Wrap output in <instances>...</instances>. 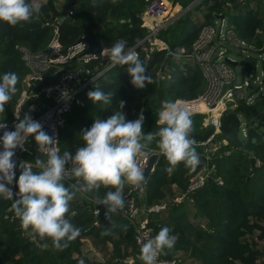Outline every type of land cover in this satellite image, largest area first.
I'll return each mask as SVG.
<instances>
[{
    "label": "trees",
    "instance_id": "obj_1",
    "mask_svg": "<svg viewBox=\"0 0 264 264\" xmlns=\"http://www.w3.org/2000/svg\"><path fill=\"white\" fill-rule=\"evenodd\" d=\"M61 1L72 11L70 20L62 22L58 27L63 47L77 42L83 36L85 26L88 38L98 40L106 50L120 39H125L128 47H134L148 34L141 27L140 15L149 0ZM172 1L173 5L181 4L185 9L194 0ZM28 2L40 5V14L31 23L11 27L0 22V76L11 71L20 78L17 84L19 91L6 105L4 122L12 120L22 90V80L27 74L16 46L27 47L34 53L42 51L52 34V28L45 24L65 14L63 9L56 6V0ZM259 4L264 5L262 0H201L197 7L205 6V12L200 21L194 20L189 14L193 9L174 20L157 35V40L165 44L167 49L155 50L145 60L142 48H139V59L153 82L142 90L136 89L131 84L127 66H115L99 76L81 95L84 106L73 107L67 114L65 126L59 133L61 151L75 154L83 146V130L89 129L95 119H107L119 111V101L125 102L122 111L126 120H133L138 110L143 108L144 133L157 132L159 126L156 121L163 101L191 100L205 87L201 72L189 61L188 56L191 44L202 26L213 23L219 15L224 16L241 38L259 47L264 34V13L257 11ZM109 55L96 63L104 66L110 62ZM162 65L164 69L160 72ZM159 72L161 78L157 79ZM53 80L50 74H45L42 84ZM95 89L111 92V102L104 104L89 100L87 93ZM158 92L162 97L160 107ZM263 114L264 100L252 106L239 103L236 109L222 115L221 135L238 132L240 119L253 125ZM203 117H192L191 136L197 143L204 142L213 132L211 127L202 126ZM221 135L217 139H222ZM25 147L23 161L34 163L35 158L40 156L34 138H29ZM149 147L159 151L156 141ZM195 147L200 165L194 172L183 163L173 172H167L168 162L159 154L144 188L135 195L137 203L145 211L153 206L166 205L163 210L146 215L155 234L161 228L168 227L170 234L177 236L175 246L165 250V257L173 259L180 255L196 264H264V136L252 152L239 149L232 143L221 149L231 151L229 156L214 161L216 176L221 178L222 184L211 181L202 189L189 194L188 199L181 203L168 201L170 187L175 186L178 196L184 194L188 179L204 164L203 148ZM252 157L260 162L259 167L251 165ZM19 174L18 168L17 178ZM12 187L16 190L15 184ZM127 189L128 185L125 184L124 193ZM108 190L101 187L98 193L76 192L67 218L81 229V233L63 250L53 247L50 240L46 241L48 247L43 248L41 244L45 241H40L38 237L34 241L24 237L20 220L12 218V201L0 197V264H80L81 261L83 264H129L125 260L128 257L127 250L135 247L133 227L118 214H112L110 220L106 219V209L94 214V197L98 195L103 198ZM72 212H75L74 216ZM106 231L110 234L102 235ZM95 252L99 255H95ZM132 264L142 263L135 261Z\"/></svg>",
    "mask_w": 264,
    "mask_h": 264
},
{
    "label": "clouds",
    "instance_id": "obj_2",
    "mask_svg": "<svg viewBox=\"0 0 264 264\" xmlns=\"http://www.w3.org/2000/svg\"><path fill=\"white\" fill-rule=\"evenodd\" d=\"M39 14L37 3L0 0V22L11 27L31 23ZM107 51L110 54L108 67L127 66L131 84L136 89L142 90L153 82L135 49L128 47L125 39L117 40ZM19 79L18 74L11 71L0 76V130H3L0 135V197L12 201L10 211L20 220L25 232L45 241L41 244L43 248L48 247L46 241L50 240L53 247L63 250L79 237L81 229L67 218L76 192L98 193L101 187L109 189L103 198L94 197L98 205L106 207L105 218L108 220L112 214L123 210L125 184L139 188L145 181L143 165L149 158V146L153 141L157 142L160 153L168 162L167 172H173L181 163L193 172L200 165L197 142L191 136L192 113L179 99L163 101L156 121L159 130L148 134L143 131V110L137 119L126 120L122 111L125 102L119 101V111L107 119H95L89 129L83 130V146L74 155L69 151L61 153L56 137L46 132L30 113H25L23 118L15 113L18 122L14 130L9 131L4 122L5 110L19 91ZM62 96L68 98V92L63 91ZM87 96L93 103L109 104L112 100L111 92L100 89L90 90ZM29 138H34L38 152L46 159L37 156L34 163L21 161L18 164L14 159L16 150H24ZM17 167L20 169L18 178ZM73 177L76 183L66 186L65 181ZM170 231L163 227L154 238L141 242L143 264H156L157 258L166 254V249L175 246L177 236L171 235ZM108 234L109 231L102 233Z\"/></svg>",
    "mask_w": 264,
    "mask_h": 264
},
{
    "label": "built area",
    "instance_id": "obj_3",
    "mask_svg": "<svg viewBox=\"0 0 264 264\" xmlns=\"http://www.w3.org/2000/svg\"><path fill=\"white\" fill-rule=\"evenodd\" d=\"M262 2L264 4V0ZM171 5L172 2L168 0H149L140 15L142 20L141 27L145 28L148 34L132 48L135 49L138 56L140 54L139 48H142L145 60H148L150 54L155 50L167 49L165 44L157 40V35L172 23L171 21H166L172 7ZM71 15L72 11L68 9L64 15L54 20V22L45 24L52 28V34L42 51L34 53L27 47L16 46L21 61L27 68V74L22 80V90L15 104L12 120L5 122L9 131L14 130V125L18 122L15 113H19L21 118H23L25 113H30L34 120L39 121L43 125L46 132L56 137L58 147L59 133L65 126L67 114L73 107H83L84 103L81 95L99 76L114 68L108 67L110 62L104 66H101V63H96L109 54L104 48L99 55H89L85 53L87 46L82 42L77 41L67 47L61 45L58 27L62 22L69 21ZM262 38L264 46L263 35ZM263 46L258 48L241 38L227 19L220 15L215 18L213 23L202 26L197 37L192 42L188 56L201 72L205 87L195 98L181 101L192 113V117L203 115L202 126L204 128L211 127L213 132L204 142L196 143L195 146L203 148L204 164L188 179L185 193L176 196L172 201L173 203H181L188 199V195L202 189L207 184L208 179L222 184L221 178L216 176L217 167L214 161L229 156L231 151H221L223 147L227 146L228 142L224 138L217 139V136L221 135L220 119L227 111L236 109L239 103L252 106L257 101L264 100V81L261 80V78H264V54H259L264 52ZM233 51H239L241 55L245 56L240 57V61H237L230 56ZM168 52L169 54L171 53L170 51ZM252 53L257 54L261 64L262 70L259 72V76L250 75V78L242 80L241 84L236 83L235 68L228 64L227 60L234 62L243 61L245 66L239 67L246 69L248 72H256L257 64H251L248 61L253 58L251 57ZM45 74H50L54 80L48 84H42ZM160 78L159 72L157 73V79ZM225 86L227 88L223 91ZM63 91L68 92V98L62 96ZM219 103L222 108L218 116L213 117L210 112ZM141 110L143 108L138 110L133 120L139 117ZM257 122L249 125L246 121L240 119L238 132L240 131L246 139L247 128L255 126ZM2 134L3 130H0V135ZM25 146L26 143L24 150H16L14 159L18 164L23 161L22 154L25 152ZM0 151H2V145H0ZM154 153L161 154L160 151L151 150L149 157ZM38 154L42 159H46L41 153L38 152ZM147 161L143 167L146 166ZM254 164L256 167L260 166L259 161H255ZM66 167H70V165ZM18 168L16 169V174ZM75 180L73 177L66 180L65 183L68 185L74 184ZM136 189V187L128 185V189L124 193L125 207L117 213L125 218L134 230L133 239L137 251V259L127 257L125 262L129 264L135 261L143 264L140 260L141 242H146L157 235L154 233L153 227L150 226L146 216L147 213L158 212L166 207L165 204H162L161 206L150 207L145 211L136 201L135 195L139 194L136 193ZM78 193L81 194L80 192ZM93 206L95 215H97V210L100 212V210L106 209L105 206L98 205L95 201H93ZM12 218H16L15 215ZM23 236L29 237V240L34 241V238L30 237L25 230L23 231ZM95 255L98 256L99 254L95 252ZM156 264H182V260L178 256L168 259L165 254H162L157 258Z\"/></svg>",
    "mask_w": 264,
    "mask_h": 264
},
{
    "label": "water",
    "instance_id": "obj_4",
    "mask_svg": "<svg viewBox=\"0 0 264 264\" xmlns=\"http://www.w3.org/2000/svg\"><path fill=\"white\" fill-rule=\"evenodd\" d=\"M201 0H194L188 7H186L180 15H182V13H185L186 11H189L190 8H192L195 4H198ZM179 15V16H180ZM178 16V17H179ZM86 26L84 27V31H83V36L80 37L78 39L79 42H82L84 44H86L87 48L85 53L89 54V55H99L101 54L103 47L100 44V42L98 40H91L88 38L87 34H86ZM227 63L230 64L232 67H236V66H245V62H234V61H230L227 60ZM164 69V65L161 66L160 68V72H162ZM227 88V86H225L223 88V91ZM161 101H162V97H161V93L158 92V106H161ZM264 129V114L260 117V119L258 120L257 124L253 127H249L246 130V140L245 142H241L238 137H237V133H222V138H224L227 142L234 144L237 148L239 149H243L244 151L247 152H252L254 147L259 144L262 141V135L260 134V130ZM159 158V155L154 153L152 154L148 161L146 166L144 167V172H145V181L142 183V185L136 189V193H140L142 191V189L144 188L148 178L150 177L151 173L154 170L155 164L157 162ZM250 162L251 165L253 166L255 163V159L252 157L250 158ZM211 182L210 179H208V184Z\"/></svg>",
    "mask_w": 264,
    "mask_h": 264
},
{
    "label": "rangeland",
    "instance_id": "obj_5",
    "mask_svg": "<svg viewBox=\"0 0 264 264\" xmlns=\"http://www.w3.org/2000/svg\"><path fill=\"white\" fill-rule=\"evenodd\" d=\"M169 2H173L172 0H168ZM251 4H253V3H251ZM197 5L198 4H195L192 8H190V10L191 9H193L191 12L189 11V14L190 15H192V18L194 19V20H201V18H202V15H203V13L205 12V6L204 7H197ZM56 6L59 8V9H63L62 11H64V12H66L67 10H68V8H66V9H64L63 7H66L64 4H63V2L61 1V0H56ZM172 7H171V10H170V12H169V15H168V18L166 19V21H171V22H173L174 20H176V19H178L180 16H182L183 14H185L186 12H188V11H186L185 13H182V15H180L181 14V12L184 10L183 8H182V5L180 4H175V5H171ZM257 11H259V12H261V13H264V5L262 6L261 4H259L258 6H257ZM180 15V16H179ZM179 16V17H178ZM166 23V22H165ZM263 36H264V34H263ZM263 38H262V40H261V44H260V46L259 47H262L263 46ZM258 47V48H259ZM263 48H264V46H263ZM259 54H264V52H261V53H259ZM230 56L233 58V59H235V60H237V61H240L239 59H240V57H244L245 55H241L240 54V52L239 51H233V52H231L230 53ZM251 57H253L251 60H248L251 64H257V69H256V72H252V71H250V72H248L246 69H244V68H241V67H239V65L238 66H236V67H234L235 69V74H236V83H239V84H241L242 83V80H246V79H249L250 78V75H257V76H259V72L262 70V68H261V64H260V62H259V59L257 58V54L256 53H252V56ZM261 80H263L264 81V78H261ZM263 90H264V87H263ZM227 105H229V104H227ZM203 121L204 120H202V123H203ZM260 134L262 135V136H264V129H261L260 131ZM238 133V138H239V140L241 141V142H245V138L243 137V135H242V133L239 131V132H237ZM232 146V145H231ZM128 251H129V253H128V256H130V257H133V258H135V259H137L136 258V256H137V251H136V248L134 247V249H128ZM182 255V254H181ZM180 259H181V257H182V264H196L194 261H192V260H189V259H186L184 256H181L180 257V255H177Z\"/></svg>",
    "mask_w": 264,
    "mask_h": 264
},
{
    "label": "crops",
    "instance_id": "obj_6",
    "mask_svg": "<svg viewBox=\"0 0 264 264\" xmlns=\"http://www.w3.org/2000/svg\"><path fill=\"white\" fill-rule=\"evenodd\" d=\"M35 1H37V2H44L45 0H35ZM66 6V5H65ZM64 9H66V8H68V6H66V7H63ZM69 9V8H68ZM189 61L193 64V65H195V63H194V61L189 57ZM229 143V142H228ZM228 143H227V145H228ZM176 196H178L177 195V191H176V189H175V186H171L170 187V193L168 194V198H167V200L168 201H173V199H175V197ZM140 207H142L141 205H140ZM143 208V207H142ZM127 252L129 253V251L127 250ZM128 257H130V256H128Z\"/></svg>",
    "mask_w": 264,
    "mask_h": 264
},
{
    "label": "bare ground",
    "instance_id": "obj_7",
    "mask_svg": "<svg viewBox=\"0 0 264 264\" xmlns=\"http://www.w3.org/2000/svg\"><path fill=\"white\" fill-rule=\"evenodd\" d=\"M221 108H222V106H221V104L219 103L218 105H216V107H214V108L212 109V111H211L210 113L213 115V117H217L219 111L221 110Z\"/></svg>",
    "mask_w": 264,
    "mask_h": 264
}]
</instances>
